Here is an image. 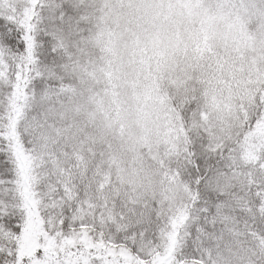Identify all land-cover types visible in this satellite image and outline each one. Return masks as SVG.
Masks as SVG:
<instances>
[{
    "label": "snow or ice",
    "instance_id": "1",
    "mask_svg": "<svg viewBox=\"0 0 264 264\" xmlns=\"http://www.w3.org/2000/svg\"><path fill=\"white\" fill-rule=\"evenodd\" d=\"M211 6L253 48L205 26L132 132L93 79L111 6L0 0V264H264V0Z\"/></svg>",
    "mask_w": 264,
    "mask_h": 264
},
{
    "label": "rangeland",
    "instance_id": "2",
    "mask_svg": "<svg viewBox=\"0 0 264 264\" xmlns=\"http://www.w3.org/2000/svg\"><path fill=\"white\" fill-rule=\"evenodd\" d=\"M205 1L129 0V6L133 5L138 7H130L131 9H128L126 18L122 17L118 22L120 24L124 23L121 25L123 28V25H127L128 19L133 18L132 30L143 43V47L138 50L131 44L130 48L132 51L130 52L127 49L129 54L126 59L125 80L123 85L118 86L121 90L118 92V97L120 98H117V101L118 99H125L124 107L127 110L129 103H131L136 112L139 102L143 104L146 111L155 115L154 111L158 109L160 104H163L164 99L165 101L168 100L170 88L166 84H163L165 83V75H170L169 79H173L174 76L177 77L185 71H183V62L179 60L178 56L175 65L172 63V60L169 61L170 57L167 50L174 51V45L176 43L178 50L185 52L189 45L186 39L187 36L182 41L178 39V41L174 42L172 38L170 39L166 30L167 27H164V25L166 22H172L171 30L174 31L175 29L181 28V24L184 23H191L193 26L199 19L208 22L209 18L207 15L209 10L208 5H203L206 3ZM143 5H149L150 7L144 8L142 7ZM217 34L222 36L226 42L224 32L219 31ZM129 35L134 39L131 34H127V36L125 33L120 34V42L123 47L126 46V40L123 37L126 36L129 38ZM156 37H159L162 43L156 41ZM238 39L241 41V35H233V33H230L227 41L228 43L235 42L237 46L240 43ZM167 42L170 44L167 45ZM221 45L222 43L218 46L220 47ZM171 58L174 59L173 56ZM161 76H163V81ZM112 97H116L113 91ZM156 100L159 101V104H157ZM156 104L157 106L155 107ZM135 112L131 113L129 111L127 123L130 131L139 132L140 129L135 124Z\"/></svg>",
    "mask_w": 264,
    "mask_h": 264
},
{
    "label": "trees",
    "instance_id": "3",
    "mask_svg": "<svg viewBox=\"0 0 264 264\" xmlns=\"http://www.w3.org/2000/svg\"><path fill=\"white\" fill-rule=\"evenodd\" d=\"M102 2L111 6V14L106 16L101 21L97 38L93 41L90 49V55L92 56L95 63V72L93 79L96 86V96L99 103L105 109L112 108L117 105H122L124 107V98L118 99L117 101V98H120L118 97V92L121 90L118 86L123 85L124 83L127 64L126 59L128 57L129 51H132L130 47L131 44L132 46H134L133 41L135 37L133 36L134 39L130 35L129 38L126 37L127 34H131L130 31H128L129 25H123L122 28L121 25L124 23L120 24L118 21H120L122 17L126 18L128 9L130 8L128 5L129 0H102ZM205 2L206 3H204L203 5H208L209 10L207 15L209 18L208 22H205L203 19H199L194 23L193 26L191 25V23H184L181 24V28H174V31L171 30L172 22H166V24L164 25V27H167L166 30L170 39L172 38L174 42L178 41V39H181L180 41H182L187 36L186 39L189 45L185 52L179 51L178 45L176 43L174 45V51L167 50L170 57L169 61L172 60V63L175 65V63H177L178 56L179 60L183 62V71H185L184 73H180L177 77L174 76L173 79H169L170 75H165V83L163 84H166L170 88V90L175 88L179 80L192 75L191 69L193 64L195 63L196 56L195 48L197 46H202V44L198 45V38L199 34L205 29V26L210 28L212 32H215L216 34L219 31L224 32L226 42L223 40L222 45L220 46L221 49L223 48L224 44H231L227 41L230 33H233V35H241V41L238 39V41H240V45H237L238 48H247L249 50L253 48L252 38L246 37L245 31H242L241 28L231 24L228 21L227 14L211 6L214 0H206ZM117 24L119 25V27H117ZM233 28L234 30L230 31V29ZM110 31L115 32V35L111 38L109 37ZM124 33L126 35L125 37H123L126 40V46L124 45L125 47H123L120 42V34L122 35ZM169 44L170 43L167 42V45ZM127 49L129 51H127ZM172 56L174 57V59L171 58ZM161 77L163 81V76ZM112 91L116 95L115 98L112 97ZM156 101L157 104H159V101ZM166 102L167 101H165L164 99L163 104H160L158 109L154 111L155 116L161 122L164 120L166 115V113L163 111ZM157 104L155 105V107L157 106ZM129 111L131 113L135 112V109L131 103H129L128 105V113Z\"/></svg>",
    "mask_w": 264,
    "mask_h": 264
}]
</instances>
